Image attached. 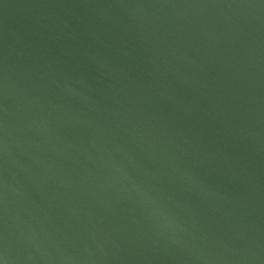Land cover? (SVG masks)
Wrapping results in <instances>:
<instances>
[{
    "label": "water",
    "instance_id": "95a60500",
    "mask_svg": "<svg viewBox=\"0 0 264 264\" xmlns=\"http://www.w3.org/2000/svg\"><path fill=\"white\" fill-rule=\"evenodd\" d=\"M0 264H264V0H0Z\"/></svg>",
    "mask_w": 264,
    "mask_h": 264
}]
</instances>
